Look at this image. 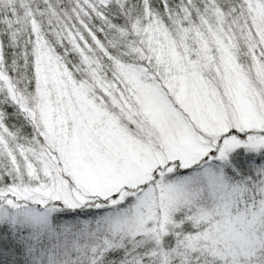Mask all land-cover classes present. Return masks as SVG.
<instances>
[{
  "label": "snow or ice",
  "instance_id": "obj_1",
  "mask_svg": "<svg viewBox=\"0 0 264 264\" xmlns=\"http://www.w3.org/2000/svg\"><path fill=\"white\" fill-rule=\"evenodd\" d=\"M0 264H264V0H0Z\"/></svg>",
  "mask_w": 264,
  "mask_h": 264
}]
</instances>
